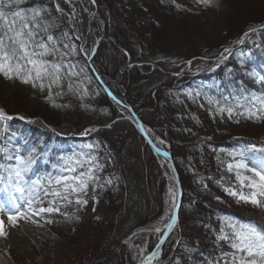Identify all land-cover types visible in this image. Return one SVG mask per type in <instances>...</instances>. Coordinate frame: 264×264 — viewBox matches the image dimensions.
I'll use <instances>...</instances> for the list:
<instances>
[{"label": "trees", "instance_id": "16d2710c", "mask_svg": "<svg viewBox=\"0 0 264 264\" xmlns=\"http://www.w3.org/2000/svg\"><path fill=\"white\" fill-rule=\"evenodd\" d=\"M57 3L64 10V15L56 11ZM94 3L104 24L105 40L100 42L93 64L100 74L114 80L120 68L129 61L121 77L127 102L138 119L168 143L182 189L178 220L162 247L157 264H214L211 240L217 238L222 227L225 232H231L227 226L228 218L264 229V220L254 209H248L243 215L229 210L226 200H222V187L228 180L226 166L239 159H234L229 153L251 145L262 149L264 141L234 139L224 136L227 132H215L207 124V113L201 109L197 112L189 111L190 108L182 109L181 94L196 80L207 83L215 77L217 85L208 92L211 97L222 100L228 96L229 104L235 103L233 97L264 91L262 84L251 89H245L243 85L249 76L248 70L264 75V48H253L257 40L264 38V19L243 20L238 14L239 2L213 0L208 7L224 13L221 37L206 43L204 52H197L191 46L175 50L172 42L169 43L172 34L191 35L193 26L190 15L177 4V0H95ZM32 8L47 9L42 16L52 25L49 31L57 38L65 31L72 37L69 9L61 0H22L12 9L5 10ZM246 32L251 34L248 42L237 51H231L228 59L218 61L220 54L225 53L224 49L231 45L234 47ZM40 35L46 39L44 33ZM71 43L76 51L65 57V62L76 64L79 74L75 76L72 90L68 87L67 78L61 80L59 86L54 85L51 92L48 79L44 80L45 87L41 90L39 82L33 87L31 82L25 84L15 78L12 93L5 98L0 94V109L14 117L0 122V147L11 145L10 151L20 147L22 155L34 148L35 163L30 177L55 174L54 165L63 155H94L95 179L89 183L95 188V197L83 196L87 200L84 205L76 204L75 198L71 204L63 202L61 215L53 216L59 219L60 235L65 244H68L66 239L71 233H83L89 238V245L84 250H77L75 259L61 256L59 260L62 263L57 264H128L122 249L123 240L161 214L165 204V183L161 180V171L152 152L131 123L121 119L101 93L73 37ZM57 47L69 51L63 49L62 44ZM243 50L250 51L248 58L240 56ZM46 59L59 61L61 57L57 53L55 57ZM187 61L190 62L187 69L180 70L179 66ZM221 62L228 64L230 70L224 77L219 73ZM233 63L236 68H232ZM64 70L66 73L67 69ZM241 89H244L243 93ZM29 91L37 94L32 107L28 102L33 97ZM90 103L94 109L90 107L88 111H95L94 122L100 126L108 123L109 127H101L88 138H82L84 126L81 119L70 121L69 118L72 110H81L85 114V106ZM101 110H106V113ZM16 117L22 120H16ZM233 118L241 122L256 120L224 116L226 122ZM255 156L258 160L264 159V152L256 151ZM11 162L0 155V163ZM96 163L102 167H94ZM108 164L111 174L107 173ZM249 165L253 167L251 163ZM87 168L85 164L81 170L86 171ZM0 189H4L1 184ZM4 196L0 191V202ZM91 204L96 208V214L90 210ZM46 205L47 200L43 206ZM49 253L47 246L36 252L32 260H27L0 252V264H45Z\"/></svg>", "mask_w": 264, "mask_h": 264}, {"label": "snow or ice", "instance_id": "6c2138e0", "mask_svg": "<svg viewBox=\"0 0 264 264\" xmlns=\"http://www.w3.org/2000/svg\"><path fill=\"white\" fill-rule=\"evenodd\" d=\"M22 0H0V74L7 79H19L22 83H30L33 87L39 86L41 90L45 87L44 80L48 79V88L51 92L52 87L59 86L61 80L68 77H75L79 74L76 72L77 65L71 61L65 62V57L70 53L75 54L76 48L71 43L72 37L68 31L63 32L57 38L49 29L52 27L44 20L42 13L47 9L32 8L28 10L6 11L20 4ZM70 2V0H65ZM95 2V0H93ZM195 3L210 6L213 0H195ZM56 11L64 15L63 9L59 4L56 5ZM9 17H12L9 20ZM74 19L70 17L69 23ZM255 31V29H251ZM44 33L46 39L40 35ZM245 36L248 33H244ZM80 39L79 36L76 37ZM243 43V40L239 41ZM58 44L63 45L62 51L57 47ZM81 52L86 51L83 47ZM225 53L230 50L225 48ZM60 54L59 61H49L48 56L55 57ZM223 59H227L223 53L220 54ZM67 69V72H63ZM255 79L257 84L264 85V75L256 72L249 73ZM69 89H73V84L69 83ZM244 89H241V93ZM200 95V93H197ZM209 104L217 105L218 113H227L231 119L234 115L245 119H264V91L259 94L250 92L240 97H233L234 104H229L228 96L223 97V102L215 97H206ZM3 109H0V122L11 120ZM11 145L0 147V155H3L7 161H15L14 164L7 165L0 163V170L7 173V183L9 188L14 190L17 195L9 194L7 199L0 202V213H6L8 223L13 227L16 226L20 219L28 222L32 216H40L44 213H54L60 211V205L63 202L71 204L73 198L75 203L84 205L87 200L83 199V195L87 194L89 182L95 179L93 172V161L96 160L94 155L88 153H73L70 156L60 157V162L54 165L55 174L48 173L46 175H36L34 178L29 176L32 166L35 163V149H31L26 155H22L20 147L14 148ZM85 147L91 148V145ZM256 151L264 152V148L256 149L255 145L244 147L237 152L229 153L234 159L235 164L229 163L228 170L233 168L244 169L251 172L253 177L243 176L237 172V179L241 181L242 187L254 189L249 193L243 191H234L231 188H225L224 191L237 198V202L251 203L258 207H264V159L258 160L255 156ZM251 153V155H249ZM249 163L253 167H249ZM87 164V170L84 165ZM96 168L102 167L99 163L94 165ZM258 177V181L254 179ZM4 175L0 173V183H4ZM247 181V183H245ZM7 192L8 188L0 189ZM51 199H48V198ZM47 200V206H43ZM30 215L26 214L29 213ZM67 215V214H65ZM36 223L35 220H31ZM51 223V220L47 221ZM175 222V217L171 220L167 227L170 229ZM228 228L231 232H225L222 227L220 234L217 235V241H225L234 250L231 253H224V257H230L225 264H264V229L257 227L252 223L235 222L228 218ZM5 222L0 219V237H6ZM160 231V229H156ZM164 241L161 239L160 243ZM159 248V245H157ZM156 254H152L145 258V264L154 258Z\"/></svg>", "mask_w": 264, "mask_h": 264}, {"label": "rangeland", "instance_id": "374dc122", "mask_svg": "<svg viewBox=\"0 0 264 264\" xmlns=\"http://www.w3.org/2000/svg\"><path fill=\"white\" fill-rule=\"evenodd\" d=\"M61 1L69 9L68 19H70V17L74 16V9L71 5L65 2V0ZM236 1L239 2L240 9L238 10V14L241 19L245 20L254 17H262V19H264V0ZM177 4L185 9L186 14L190 15V18L192 19L191 23L193 26L191 27V35L179 36L172 34L169 43L172 42V44L174 45L173 49L185 50L191 46L197 52H204L206 50V43L218 40L224 33L222 29L224 22V13H217L216 10H213L208 6L195 3V0H177ZM77 14L79 16V26H77L75 18L72 19L71 23L69 24L72 32V37L77 41L80 52L79 42H83L84 36H87L88 19L87 14L84 12V9L80 4L78 5ZM250 35L251 34L245 36L242 34L239 41L243 40V43L237 42L234 47H232L233 45L228 47L230 52L237 51V49L241 47V45L248 42V40L250 39ZM77 36H79L80 39H77ZM250 43L254 42L250 41ZM253 48L256 50L264 48V38L257 40L256 43H254ZM228 55L229 53H224V56L228 57ZM236 55L238 54L236 53ZM249 55V50H243L240 54V56L243 58H248ZM231 57H234V54H232ZM222 60V57L218 59V61ZM181 65L182 66H179L180 70H186L187 67L190 65V62L187 61L185 63H182ZM227 65L228 64H224V62L220 63L221 70L219 73H221L220 75L222 77L226 76L227 73L230 72L229 67ZM232 68H236V65L234 63L232 64ZM63 71L65 72L66 70ZM247 73L252 72L248 70ZM213 79V81L207 83L200 82V79L196 80L195 82H193L192 87L183 90L180 99V106L182 107V109L186 110L187 108H190L188 110H191L192 112H197L199 109H201L204 114L207 113L208 115V121L210 123L208 122L207 124L209 125V128H212L213 130H215V132L219 134L227 132L224 136L228 135L233 137L234 139H252L256 141H264V120L261 119L251 122H241L239 119L233 118L231 121L229 120L228 122H226L224 120V116H227V113H218L217 105L208 103L206 97H211V94L208 91L211 87H214L213 85H217L216 77ZM68 81L74 86L76 83V78L69 77L67 78V82ZM15 84V78L7 79L4 75L0 74V94L2 98H5L12 93V91L15 89ZM243 85L245 89H251L253 87L255 88L257 83L255 82V79L249 75L247 78H245ZM121 87L124 91V86L122 84ZM113 92L115 93L116 91L113 89ZM29 93L33 96L31 99L28 100L29 105L32 107L33 104L36 103L37 94L33 93L32 91H29ZM197 93H200V95H197ZM215 98L223 102L222 98ZM110 103L119 113L120 118L123 119V115L119 112L117 107L112 102ZM90 107L94 109L92 103L87 104L85 106V108L87 109V112L85 114H83L81 110L76 112L72 110V115L69 118L70 121H76L78 118L81 119V123L84 126V129H82L81 133L82 138H88L93 132L100 129L101 127H109L108 123L105 124V126H100L98 123L94 122V118L96 117L95 111H88V108ZM101 111L106 113V110ZM64 121H66V119H64ZM63 156L66 157L68 155ZM155 162L161 171V180H163L165 183L163 197L165 204L159 216L148 222L143 227L135 230L123 240L122 249L125 253L126 259L128 260V264H140L146 258V256L153 250V248L158 243L172 212L174 200L172 190L168 184V176H170V172L165 162L158 164L156 158ZM12 163L14 164L15 161H13ZM233 164H235V161H233ZM249 167L252 166L249 165ZM110 169V164H108V174L112 173ZM226 171L228 174V180L227 184L223 185L222 187L223 191L225 188H231L234 191H243L247 194L254 190L247 187H242L241 181L237 179V172L240 173L241 177H253V174L251 172H246L244 169H237L235 167L232 171H229L227 166ZM0 172L2 173L3 171L0 170ZM5 173L3 172L2 174L5 175L3 183L4 188H8V191L4 192V195H6L7 199L10 193L13 195L17 194L14 193L13 189L9 188L7 183V173ZM254 179L258 181L259 178L254 177ZM245 183H247V181H245ZM95 194L96 192L94 186L89 183L87 194L83 196L95 197ZM48 199L51 198L49 197ZM257 199H264V197H257ZM222 200H226V207L231 211H235L245 215L247 214L248 209L250 211L254 209L258 214L261 215L262 220H264V207H258L251 203H245L243 201L237 202L236 197L228 195L225 191ZM90 210L94 211L95 214L97 213L96 208L93 206V204L90 205ZM26 214L30 215V212ZM58 215H61L60 211L58 213H44L40 216H32L31 220H35L36 223H32L31 220L26 222L25 220L20 219L16 226L13 227L11 224L8 223V217L6 213H0V219L4 220L6 225L5 231L7 232L6 237H0V252L13 257L16 256L20 259L32 260L36 252H38L40 249H46V247L48 246L50 248V253L45 259V261H47L45 264H57L58 262L62 263V260H59L61 256H64L67 259L69 258L70 260L75 259V253L77 250H84L87 248V246L89 245V238L87 236H84L83 233H71V235H68L66 239L68 244H65L64 241L61 239L60 235L62 230L58 223L59 219H54V217ZM48 220H51L52 222L48 223ZM23 225L35 227V233L33 237L30 238L28 236V234L24 231ZM156 229H160V231L158 232L156 231ZM210 248L211 251H213V255H215L214 264H224L226 260L231 259L230 257H224L223 255L224 253L232 252V250L229 248L225 241L218 242L217 238L212 239ZM157 263L158 259L156 264Z\"/></svg>", "mask_w": 264, "mask_h": 264}, {"label": "water", "instance_id": "95a60500", "mask_svg": "<svg viewBox=\"0 0 264 264\" xmlns=\"http://www.w3.org/2000/svg\"><path fill=\"white\" fill-rule=\"evenodd\" d=\"M88 1H89V6H90L89 7V13L90 14H89V17L87 16L88 22H89L90 16L93 14L96 15L97 19L100 21V18L97 14V9H96L95 3L93 2V0H88ZM100 23H101V27H100L99 34H98L97 38H93L92 47L89 51V54L87 56H85L83 54V52H80V55L85 60L87 68L89 69L92 78L97 83V85L101 88L103 94L109 99L110 102H112L117 107V109L123 115V118L131 123V125L134 127V129L138 132V134L145 141L146 145H148L149 149L153 152V154L155 155V157L157 159V162L159 163V158L164 159V162L166 163L168 170L170 172V176L174 181V186L171 189L172 193H173L174 202H173L172 212H171V215H170V218H169L167 225L169 224L171 217H173V216L175 217V222L170 229L166 225L158 243L156 244L154 249L146 256V257H148V256L155 253L156 255L154 256V258H152L149 262H147V264H155L159 255H160V252H161V249H162L164 243L169 238V236L171 235V233H172V231L176 225L178 215H179L180 206H181L182 189L180 186L178 175H177L175 168H174V165H173V161L171 159V155H170L168 145L162 139H160L158 136H156L148 127H146L138 119V117L133 112L132 108L130 107V105L128 104V102L124 96V91L122 90V87L120 85V81H121L122 73H123L124 69L126 68V66L128 65V60L125 62V64L119 70V73H118L117 78L115 80H110V79L104 77L103 75H101L93 65L94 54L96 52V49H97L100 41L103 39V33H104L103 24H102V22H100ZM87 35H89V36L92 35L91 31L88 28V25H87ZM79 43H80V48H81L82 42H79ZM102 81H107L111 86H113L116 93L117 92L120 93V95L122 97V102H116L115 94L109 88L105 87L104 83ZM16 120H22V119L17 118ZM146 130L150 133V135L153 137V139H156V140H158L164 144L165 150L160 151L152 145V143L150 142V140L146 136V133H145ZM161 239H163V241H164L162 244L160 243ZM157 245H159V248H157ZM140 264H145V259Z\"/></svg>", "mask_w": 264, "mask_h": 264}, {"label": "bare ground", "instance_id": "6f19581e", "mask_svg": "<svg viewBox=\"0 0 264 264\" xmlns=\"http://www.w3.org/2000/svg\"><path fill=\"white\" fill-rule=\"evenodd\" d=\"M69 5H71L73 7V9H78V5L80 4L82 6V8L84 9V12L87 14V16L89 17V1L88 0H70V2H67ZM74 18L76 20L77 26L79 23V16L77 14H74ZM100 21L97 19L96 15H91L89 22H88V28L91 31L92 35L91 36H84L83 39V43H82V47L86 50L83 52V54L85 56H87L89 54V51L92 47V42H93V38H97L99 31H100ZM104 83V86L109 88L112 92H113V86H111L107 81H102ZM114 93V92H113ZM115 99L116 102H122V97L120 95L119 92H115ZM146 136L148 137V139L150 140V142L152 143V145L158 149V150H165V146L163 143H161L160 141L153 139V137L150 135V133L146 130ZM164 159L163 158H159V164L163 163ZM168 184L169 187L172 189V187L174 186V181L173 179L168 176ZM24 226V225H23ZM24 231L28 234V236L31 238L33 237L34 233H35V227H31L29 225L24 226Z\"/></svg>", "mask_w": 264, "mask_h": 264}]
</instances>
